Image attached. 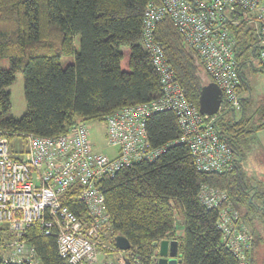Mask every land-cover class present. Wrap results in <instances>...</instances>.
Segmentation results:
<instances>
[{
  "label": "trees",
  "instance_id": "obj_1",
  "mask_svg": "<svg viewBox=\"0 0 264 264\" xmlns=\"http://www.w3.org/2000/svg\"><path fill=\"white\" fill-rule=\"evenodd\" d=\"M148 1L0 0V133L14 151L18 146L23 150L29 134L55 136L78 121H104L117 109L161 95L159 75L142 43ZM230 17L235 20L228 29L235 41L241 112L236 117L234 110L221 105L213 118L220 138L233 152L232 166L225 171L199 170L188 145L177 140L181 128L175 112L164 109L149 115L148 141L163 151L151 161L122 167L99 182L110 220V242L114 244L117 234L128 239L130 247L124 251L128 264H157L156 244L162 239L176 244L179 264H239L222 241L218 210L205 206L199 198L200 188L206 184L224 191L237 210V204L252 201L240 162L245 158L246 140L264 129V102L259 123L251 128L250 118L244 114L248 97L241 96L249 90L242 69H264L259 57L262 39L259 26L244 9L237 6ZM75 35L79 37L78 51ZM152 36L163 48L187 99L198 107L201 87L213 79L197 52L184 44L168 16L156 23ZM69 54H74V61L63 68L60 57ZM4 57L10 61L7 68L1 66ZM16 72L23 75L26 103L18 118L10 115V94L5 89ZM64 202L80 217L85 215L82 203L69 197ZM177 210L184 218L181 235L175 230ZM240 216L244 223L249 221L247 211ZM11 237L5 227L0 230V264H31L5 259ZM23 239L33 249L37 264H68L58 254L54 230L44 234L38 226H31Z\"/></svg>",
  "mask_w": 264,
  "mask_h": 264
},
{
  "label": "built area",
  "instance_id": "obj_2",
  "mask_svg": "<svg viewBox=\"0 0 264 264\" xmlns=\"http://www.w3.org/2000/svg\"><path fill=\"white\" fill-rule=\"evenodd\" d=\"M237 6L259 26V57L264 65V0L148 1L142 20V43L159 75L161 95L146 103L124 106L105 118L104 139L108 147L114 148L112 155L95 149L84 121L55 136L29 134L23 150L18 146L14 151L0 133V230L5 227L12 233L5 259L37 264L34 251L23 236L28 227L38 226L44 234L55 231L58 254L68 264H113L98 260L105 251L123 252L114 264H127L124 251L110 242V220L99 182L122 167L151 161L163 151V147L150 146L146 129V118L157 111L175 112L181 128L177 140L188 145L199 170L231 168L233 152L220 138L213 115L200 113L187 99L152 32L160 19L170 17L184 44L197 52L221 89V105L235 110L240 106L236 91L239 74L235 41L228 25L235 23L230 14ZM66 197L84 205L83 217L69 208L64 202ZM199 198L205 206L218 210L222 241L238 263L250 264L252 233L226 193L205 184Z\"/></svg>",
  "mask_w": 264,
  "mask_h": 264
},
{
  "label": "rangeland",
  "instance_id": "obj_3",
  "mask_svg": "<svg viewBox=\"0 0 264 264\" xmlns=\"http://www.w3.org/2000/svg\"><path fill=\"white\" fill-rule=\"evenodd\" d=\"M75 50H79V37L74 36ZM125 53L126 50L123 49ZM74 61V54L61 55L60 64L64 68ZM10 61L4 57L1 59V66L3 68L9 67ZM254 66H258L257 60L253 61ZM242 72L249 83V90L246 89L241 93L242 97H248L244 109L245 116L250 118L249 126L254 128L259 123L260 106L264 102V69H257L253 71L249 67L242 69ZM10 94V115L13 117H20L26 109V103L23 94V75L21 72L15 73L14 81L5 88ZM236 117L240 115L241 105L235 109ZM232 113H229L231 117ZM90 138L95 144V149L105 154L112 155L114 148L108 147L104 139L105 124L104 121H88L86 122ZM245 158L240 162L243 172V177L246 180V187L250 188L252 193L250 199L252 201L247 205L237 204V208L241 215L248 212V220L245 224L252 233V264H264V129L254 132L245 142V149L243 150ZM257 192V193H253ZM249 199V201H250ZM184 218L180 210L175 211V230L177 235L183 233ZM98 260H109L116 262V260L123 254L121 251L101 252ZM109 254V255H107ZM112 254V255H110ZM98 264V262H96Z\"/></svg>",
  "mask_w": 264,
  "mask_h": 264
},
{
  "label": "water",
  "instance_id": "obj_4",
  "mask_svg": "<svg viewBox=\"0 0 264 264\" xmlns=\"http://www.w3.org/2000/svg\"><path fill=\"white\" fill-rule=\"evenodd\" d=\"M222 100V93L219 86L210 81L201 87L198 98V109L200 113L207 115H214L219 111ZM114 245L122 251H126L130 247L128 239L121 234L113 237ZM158 258L157 264H179L181 259L176 257V244L167 239L160 240L157 244ZM127 264L129 260L126 259Z\"/></svg>",
  "mask_w": 264,
  "mask_h": 264
}]
</instances>
